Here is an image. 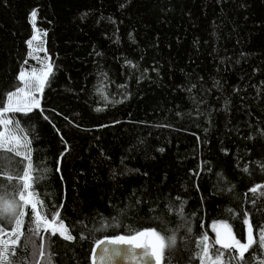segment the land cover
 <instances>
[{"label":"trees","instance_id":"obj_1","mask_svg":"<svg viewBox=\"0 0 264 264\" xmlns=\"http://www.w3.org/2000/svg\"><path fill=\"white\" fill-rule=\"evenodd\" d=\"M33 11L53 72L39 108L7 118L37 211L74 236L45 232L46 263L92 264L97 241L155 229L175 236L162 264H201L212 226L246 243L245 219L240 264L264 261V0H0V101L21 87ZM26 164L0 148V196L18 199ZM14 252L28 264L24 241Z\"/></svg>","mask_w":264,"mask_h":264},{"label":"snow or ice","instance_id":"obj_2","mask_svg":"<svg viewBox=\"0 0 264 264\" xmlns=\"http://www.w3.org/2000/svg\"><path fill=\"white\" fill-rule=\"evenodd\" d=\"M31 17L35 27V11L31 13ZM44 35L46 36L47 34L44 33ZM39 39V34H34L27 42L29 48H33V42ZM33 50L35 51V49ZM52 72L53 67L50 62L45 65V70H42L39 74L35 71L32 73L21 71L17 79L23 84V87H16L14 91L6 94L5 101H0V125L4 128V132L0 133V148L11 144L13 146L6 147V150L14 152L16 156L23 155L24 160L27 161L26 170L17 177L20 183V189L17 193L18 199L16 197L9 199L6 196H0V231H4L7 228L12 236L17 237V239L11 241L13 245L18 242L19 236L23 234L20 231L25 215L22 209L29 205L35 214L34 222L37 231L43 228L46 232L50 231L52 235L58 233L64 240L72 241L74 239V236L69 233V229L61 221L59 212H56L51 219H48L37 211L38 201L34 199L35 193L30 190L34 182L29 148L30 142L27 137H19L23 129L19 127L18 122L7 118L9 113L27 114L33 109L39 108L40 101L36 94H42ZM10 125H15V128L11 131H9ZM21 148L24 149L23 153ZM7 178L9 180L13 179L11 175H8ZM260 187L264 186L253 187L250 191L255 194L260 190ZM244 223L248 225L247 243H241V241L237 240L227 223L220 222L213 225V230L216 233L215 245H219L220 249L229 253L235 251L236 256L231 259H235L237 264L245 260V253L255 243L252 224L248 219H245ZM174 244L175 236L167 237L155 229L138 230L130 235H116L96 242L92 250V264H111L114 258L126 259L129 264H162L165 261V249ZM259 244L260 247L264 248V231L260 233ZM198 247L201 249L200 253H198V259L201 264H230V261L225 260V251H211L213 245L209 243L207 235L202 237ZM9 254L14 255L15 252L14 250L10 251L8 241H4V247L0 248V264H8L7 256ZM40 255L41 257L43 256L42 246ZM166 264H171V261H166ZM260 264H264V261H261Z\"/></svg>","mask_w":264,"mask_h":264},{"label":"rangeland","instance_id":"obj_3","mask_svg":"<svg viewBox=\"0 0 264 264\" xmlns=\"http://www.w3.org/2000/svg\"><path fill=\"white\" fill-rule=\"evenodd\" d=\"M30 21H31V24L33 26L32 17H30ZM35 22H36V19H35ZM34 34H39L40 39L33 42V48H29V46L27 44L28 52H27V56H26V61L24 63V66L22 67L21 71H25L28 73H32L33 71H35L37 74H39L42 70H45V65L47 63H49L50 61H49V56L46 54V50H45L44 32L42 30H39L35 25V27L33 26L32 36ZM33 49H35V51ZM40 49H43V50H40ZM21 87H23L22 83H21ZM36 95L40 101L41 93H37ZM2 132H4V128L0 133H2ZM9 146H13V145L10 144V145H7L6 147H9ZM6 147H4L2 149H6ZM23 151H24V149L21 148L22 153H23ZM21 156H23V155H21ZM26 207L31 209L30 205L26 206ZM33 217H34V220L32 222V225L29 226L31 228L30 232L27 234L23 233L22 226H21L20 231L23 234L19 236L18 242L15 245H13L11 243V241L17 239V237L12 236L11 232H8L7 234L0 233V248L4 247V241H8V246H9L10 251L15 250V248L19 247L21 245V243H23V241H24L26 246H28L30 248L31 256L28 259V264H48V262L46 263L45 245H44L43 238H42L46 231H44L43 228L39 229L38 231L36 230V224L34 222L35 221V214ZM49 233H51V232L49 231ZM212 233H213V236H211V237L207 235L209 238V243L211 245H213V247L219 248V245H215L216 233L213 230V226H212ZM247 237H248V229H247ZM41 246L43 247V256L42 257L40 255ZM7 258H8V256H7Z\"/></svg>","mask_w":264,"mask_h":264},{"label":"water","instance_id":"obj_4","mask_svg":"<svg viewBox=\"0 0 264 264\" xmlns=\"http://www.w3.org/2000/svg\"><path fill=\"white\" fill-rule=\"evenodd\" d=\"M111 264H129V261L123 258H114Z\"/></svg>","mask_w":264,"mask_h":264}]
</instances>
